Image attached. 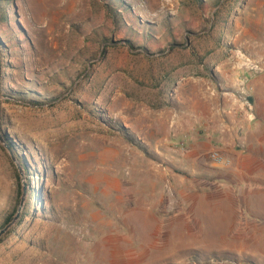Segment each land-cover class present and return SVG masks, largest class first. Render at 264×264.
I'll list each match as a JSON object with an SVG mask.
<instances>
[{"label": "rangeland", "instance_id": "374dc122", "mask_svg": "<svg viewBox=\"0 0 264 264\" xmlns=\"http://www.w3.org/2000/svg\"><path fill=\"white\" fill-rule=\"evenodd\" d=\"M18 209L0 264H264V0H0Z\"/></svg>", "mask_w": 264, "mask_h": 264}, {"label": "water", "instance_id": "95a60500", "mask_svg": "<svg viewBox=\"0 0 264 264\" xmlns=\"http://www.w3.org/2000/svg\"><path fill=\"white\" fill-rule=\"evenodd\" d=\"M2 144L4 145L5 149L7 150L10 158L12 159V161L18 166L17 164V161L15 160L10 148L1 140ZM20 172V170H19ZM24 192H25V186L23 188V194H22V197H21V201H20V205L22 203V199H23V195H24ZM19 209L15 212V214L13 215L12 219L0 230V236H2L8 229H10L17 221L18 217H19Z\"/></svg>", "mask_w": 264, "mask_h": 264}, {"label": "built area", "instance_id": "2783aa9c", "mask_svg": "<svg viewBox=\"0 0 264 264\" xmlns=\"http://www.w3.org/2000/svg\"><path fill=\"white\" fill-rule=\"evenodd\" d=\"M211 156H212L213 161L216 162L217 164H221V165L227 166L230 163V161L228 159L224 158L218 152H213L211 154Z\"/></svg>", "mask_w": 264, "mask_h": 264}, {"label": "bare ground", "instance_id": "6f19581e", "mask_svg": "<svg viewBox=\"0 0 264 264\" xmlns=\"http://www.w3.org/2000/svg\"><path fill=\"white\" fill-rule=\"evenodd\" d=\"M59 243H60V241H59ZM61 244H63V243H61ZM51 252V251H50ZM51 254H52V252H51ZM40 255V254H39ZM52 256V255H51ZM50 256V257H51ZM63 256V255H62ZM41 257H43V258H45L46 257V255L45 254H43ZM57 257V256H56ZM61 257V256H60ZM70 257V256H69ZM40 258V257H39ZM48 259L45 261V262H49V257H47ZM68 258V256H66V259ZM60 260V259H59ZM71 260V259H70ZM67 262V261H66ZM71 262V261H70ZM69 262V263H70ZM73 264V263H72Z\"/></svg>", "mask_w": 264, "mask_h": 264}, {"label": "trees", "instance_id": "16d2710c", "mask_svg": "<svg viewBox=\"0 0 264 264\" xmlns=\"http://www.w3.org/2000/svg\"><path fill=\"white\" fill-rule=\"evenodd\" d=\"M10 220V217L9 218H7V222Z\"/></svg>", "mask_w": 264, "mask_h": 264}]
</instances>
